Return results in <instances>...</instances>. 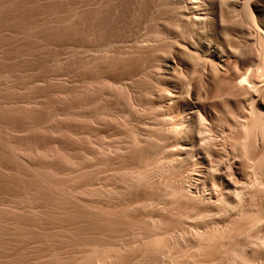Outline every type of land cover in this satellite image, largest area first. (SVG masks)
<instances>
[{"label": "rangeland", "instance_id": "obj_1", "mask_svg": "<svg viewBox=\"0 0 264 264\" xmlns=\"http://www.w3.org/2000/svg\"><path fill=\"white\" fill-rule=\"evenodd\" d=\"M191 8L0 0V264H183L191 254L190 264H264L263 218L251 226L236 214L264 215L262 185L243 190L252 165L264 180V151L253 149L264 118L211 80L212 61L183 48L215 40L185 24ZM228 9L225 70L254 69L256 36L242 9ZM183 221L213 233L192 244ZM152 239L162 246L156 263Z\"/></svg>", "mask_w": 264, "mask_h": 264}, {"label": "bare ground", "instance_id": "obj_2", "mask_svg": "<svg viewBox=\"0 0 264 264\" xmlns=\"http://www.w3.org/2000/svg\"><path fill=\"white\" fill-rule=\"evenodd\" d=\"M190 6L192 7L191 8V12L187 13L188 15V18H186V23L185 24H189L191 25V27L193 26V28L197 29L199 33H201V36H203L204 33L206 34H213V38L215 39L214 40V44H209V43H205L202 39H195L194 40H185L183 41V48L189 52V55H195V56H203V57H206L207 60H210L213 62V66L212 68L210 67V73H211V80L213 77L215 76H218V82H221L223 81V83H225V86L226 84L228 85L227 87L231 88L232 91L234 92H230L229 93L231 94H235L234 96L238 95V96H242L244 98V100H248V108H250L249 110L253 113H251V116L254 118V116L258 119L259 117L261 119L264 118V98L263 96H261V91L264 90V30H261L259 28V24H263L264 25V14L263 15H259L258 18L257 16L254 15V10H257L256 8H258V4L259 2L261 4H263L262 6L264 7V0H188ZM258 2V4H257ZM229 7H232V8H239V9H242L244 12H243V16L241 18V21L244 23V26L247 28L248 32H252L254 33V35L256 36V41H257V44H256V47H258V49L260 50L259 52H257V59L254 61L255 63H249L248 65H254L255 68L254 69H251L249 70V68H247L245 64H241L240 65V69L239 72L233 67V69L231 70H225L226 68L224 67V65L228 62V58L230 57H233L234 55L231 54V46L228 42V36L227 34L224 33V29H225V26H227V18L229 17ZM227 21V22H225ZM227 23V24H226ZM243 69L245 71H243ZM190 86V85H189ZM228 88H226L228 90ZM191 89V88H190ZM230 89V90H231ZM190 91V90H189ZM188 91V93H189ZM260 93V94H258ZM250 116V117H251ZM252 118V119H253ZM245 120V119H244ZM251 120V119H250ZM264 120V119H263ZM253 121H255L253 119ZM258 121V120H256ZM252 123V121H251ZM256 123V122H255ZM254 123V124H255ZM263 123V122H262ZM261 124V123H260ZM250 125V124H248ZM264 125V123H263ZM254 127V125H252ZM261 128H263L262 126H260ZM259 127V128H260ZM244 128V127H243ZM246 129V128H245ZM253 130V128L250 127V130ZM255 130V129H254ZM253 130V131H254ZM256 133L254 136L255 140V148H253L254 145H252V148L256 151V152H260L264 151V129L262 130H255ZM252 132V131H251ZM180 133V132H179ZM182 134V133H181ZM183 135V134H182ZM246 135V134H245ZM245 137V136H244ZM253 142V143H254ZM249 143V142H248ZM252 143V142H250ZM182 149V148H181ZM252 149V151H253ZM181 151V150H180ZM253 151V152H255ZM251 152V154L253 153ZM255 152V155H257ZM262 153L260 155H262ZM169 154V152H168ZM183 154V153H182ZM258 154L257 157L260 156ZM254 157V154L251 155ZM263 156V155H262ZM252 158V157H251ZM262 158V157H261ZM260 157L258 158V160L261 159ZM256 159V157H255ZM255 159L253 161H255ZM257 160V159H256ZM257 160V164H258V161ZM254 163V162H252ZM252 163L250 164V166L252 165ZM255 165V163H254ZM249 166V167H250ZM254 167V170L253 168ZM252 168V169H251ZM251 170L249 169V175L248 176H245L244 178V184H243V190L244 191H250L252 190L254 187L257 186V190L258 191V186L262 185V188L260 189H263L262 191H264V188H263V181L262 183L260 182L262 179H261V175L258 174V171L260 169H257L255 170V166H251ZM234 173L237 174V171L234 170ZM243 177V176H242ZM260 177V179H259ZM229 185V184H228ZM255 189V188H254ZM253 189V190H254ZM252 190V191H253ZM260 191V190H259ZM258 193V192H257ZM189 194V193H188ZM254 194V193H253ZM187 195V194H185ZM190 195V194H189ZM188 195V196H189ZM192 195V194H191ZM189 196L190 198L192 197V199H194L195 201H197L198 203H200L201 205L205 206V207H208L210 206L212 203H214L215 201L210 199V198H205L203 197L202 195H199V194H196L194 193V195L192 196ZM249 195V194H248ZM187 197V196H185ZM137 199V198H136ZM258 208V207H257ZM254 209V208H253ZM252 209V211H249V210H240L238 211L236 214H238V216L240 215H245V216H249L250 219L249 221L252 222L250 223V225L254 226V224L256 225L258 222L260 223V219L263 218L262 220H264V215L263 213L259 212L256 210V212ZM259 209V208H258ZM203 210V209H202ZM264 210V209H263ZM259 212V213H258ZM264 212V211H263ZM154 213V212H153ZM153 213H150V215L146 218L148 219L149 221H156V219L160 218L158 216V214H153ZM152 214V215H151ZM157 215V216H156ZM159 220V219H158ZM139 221V220H138ZM147 221V220H146ZM239 222V221H238ZM237 222V223H238ZM261 222H264V221H261ZM137 223V222H136ZM142 223V222H140ZM145 223V222H144ZM134 224V223H133ZM148 224V222H147ZM156 224V222H155ZM181 224H183L182 226H184V235L185 237L187 238V240L189 242H191L192 244H194L195 242L197 243L199 240H206L205 237L209 236L210 233H213V232H209L211 230H208L210 229V227H206L205 225H202L199 223H188V222H181ZM149 225V224H148ZM152 224H150L151 226ZM225 225V224H224ZM245 225L243 222H241L239 224V226L241 227H238V232L240 236L244 237L245 236V227L243 226ZM259 225V224H258ZM261 225H263L261 223ZM141 226V224H140ZM146 226V225H145ZM154 226V225H153ZM257 226V225H256ZM264 226V225H263ZM143 227V226H142ZM220 227V226H219ZM218 227V229H220ZM249 227V226H248ZM247 227V228H248ZM262 227V226H261ZM131 228V226H130ZM153 228V227H152ZM156 228H158L156 226ZM212 228V227H211ZM223 228V227H222ZM226 228V226H225ZM250 228V227H249ZM248 228V229H249ZM217 229V228H216ZM261 229V228H259ZM241 230V231H240ZM226 231V230H225ZM240 231V232H239ZM215 232V230H214ZM181 233V232H180ZM223 233V232H222ZM221 233V234H222ZM241 233V234H240ZM216 235V233H214ZM218 234H220L218 232ZM217 234V236H219ZM224 234V233H223ZM220 235L221 237L223 236ZM183 235V234H182ZM181 235V236H182ZM212 235V234H211ZM210 235V236H211ZM153 236H155V234H153ZM152 236V237H153ZM214 236V235H213ZM217 236H215L217 238ZM219 236V237H220ZM239 236V237H240ZM158 237V236H157ZM157 237H155L157 239ZM184 237V236H183ZM214 237V238H215ZM238 237V236H237ZM241 237V238H242ZM181 238V237H180ZM179 238V239H180ZM183 239V238H182ZM180 239V240H182ZM210 239V238H209ZM245 239V238H244ZM154 239H152L153 241ZM186 240V239H185ZM219 240V239H218ZM217 240V241H218ZM175 241V240H174ZM207 241V240H206ZM212 241V240H210ZM208 241V242H210ZM244 241V240H243ZM153 242H156L155 240ZM173 242V241H172ZM178 242V241H177ZM219 242V241H218ZM222 242V241H221ZM242 242V241H241ZM121 243V242H120ZM126 243V242H125ZM133 243V242H132ZM131 243V244H132ZM136 243V242H135ZM143 243V242H141ZM170 243V242H169ZM168 243V244H169ZM186 243V242H185ZM212 243V242H211ZM210 243V244H211ZM154 244V243H153ZM172 244V243H171ZM201 244V243H200ZM199 243L196 244L197 246L200 245ZM203 244V243H202ZM201 244V245H202ZM218 244V243H217ZM244 244V243H243ZM133 245V244H132ZM173 245H176V244H173ZM195 245V246H196ZM204 245V244H203ZM208 245V244H207ZM123 246V245H122ZM125 246V245H124ZM130 246V245H129ZM128 246V247H129ZM196 246V247H197ZM206 246V245H205ZM213 246V244H212ZM162 247V246H161ZM161 247L158 246V242H156V245L153 247H150L152 250V256L153 258L157 257V256H163L162 254V249ZM168 247V245H167ZM182 247V246H181ZM180 247V248H181ZM188 247V246H187ZM126 248V247H125ZM144 248V247H143ZM147 248V247H146ZM170 248V247H169ZM199 248V247H198ZM128 249V248H127ZM133 249V248H132ZM166 249V247H165ZM194 249H196L194 247ZM203 249V248H202ZM200 249V250H202ZM211 249V247L209 248ZM145 250V249H144ZM167 250V249H166ZM165 250V251H166ZM172 250V248H171ZM192 250V249H191ZM190 250V252H191ZM199 250V249H198ZM206 250H208L206 248ZM205 250V251H206ZM117 251V250H116ZM223 251V250H222ZM231 251V250H230ZM263 251V250H262ZM144 252V251H143ZM197 252V251H196ZM203 252V251H202ZM225 252V251H223ZM127 253V252H126ZM153 253L156 254V256L154 257ZM167 252H165L164 254L166 255V257L168 256V258H166L167 260L169 259V255L166 254ZM171 253V252H170ZM189 253V252H188ZM195 253V252H194ZM201 253V252H200ZM205 253V252H204ZM203 253V254H204ZM209 253V252H208ZM228 253V252H227ZM207 254V253H206ZM205 254V255H206ZM116 255V254H114ZM117 255H118V251H117ZM116 255V256H117ZM120 255V254H119ZM186 255V254H185ZM192 255V254H191ZM190 255V258L192 257ZM198 255V253H197ZM202 255V254H200ZM215 255V254H214ZM213 255V256H214ZM231 255H233L231 253ZM159 256V257H160ZM126 257V256H125ZM186 257V256H185ZM209 257V256H208ZM232 257V256H231ZM120 258H122L120 256ZM184 259V263L183 264H190L192 263V261H190L191 259ZM205 258V257H204ZM229 258V257H228ZM129 259V258H128ZM158 258H155L154 259V263H156V260ZM194 259V258H193ZM201 259V258H200ZM217 259V258H216ZM149 260H150V256H149ZM219 260V259H218ZM218 260H215L213 258H207V259H203L202 264H220L219 262L222 263V261H219ZM230 260V259H229ZM232 260V259H231ZM132 261V260H131ZM194 261V260H193ZM170 262V261H169ZM183 262V261H182ZM181 262V263H182ZM195 262V261H194ZM233 262V261H232ZM102 263H104L102 261ZM100 263V264H102ZM106 263V262H105ZM198 263V262H196ZM99 264V263H98ZM157 264V263H156ZM199 264V263H198ZM232 264V263H231ZM235 264V263H234Z\"/></svg>", "mask_w": 264, "mask_h": 264}]
</instances>
